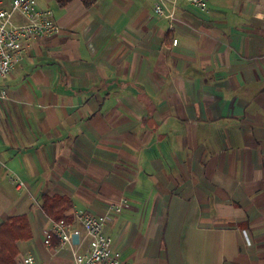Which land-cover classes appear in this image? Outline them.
Returning <instances> with one entry per match:
<instances>
[{"label":"crops","instance_id":"crops-1","mask_svg":"<svg viewBox=\"0 0 264 264\" xmlns=\"http://www.w3.org/2000/svg\"><path fill=\"white\" fill-rule=\"evenodd\" d=\"M156 1L36 0L60 30L0 79V225L26 222L14 264L83 252L43 243L55 197L110 214L133 264H264V0H169L172 22Z\"/></svg>","mask_w":264,"mask_h":264},{"label":"built area","instance_id":"built-area-1","mask_svg":"<svg viewBox=\"0 0 264 264\" xmlns=\"http://www.w3.org/2000/svg\"><path fill=\"white\" fill-rule=\"evenodd\" d=\"M167 1L169 0H157L154 4V11L172 22L176 20V17L173 8H169ZM170 1L176 2L177 0ZM181 1L208 12L206 0ZM15 16L20 17L22 21H15ZM59 30L52 13L38 7L36 0H10L9 8L0 5V79L9 74L33 41L37 38L54 35ZM172 44H177L176 38L172 40ZM5 93V89L0 88V96H5ZM9 177L17 181L18 187L24 186L23 181L17 179L15 175ZM122 202L124 203L125 200L122 199ZM122 204L111 205L109 209L118 213ZM111 221L110 214L89 211H76L69 215H63L59 219L51 218L44 228L43 243L47 247L54 248L84 245L81 254L75 253V264H133L123 259L120 252L113 249V240L105 232L106 226ZM33 263L32 256L23 259V264Z\"/></svg>","mask_w":264,"mask_h":264},{"label":"trees","instance_id":"trees-1","mask_svg":"<svg viewBox=\"0 0 264 264\" xmlns=\"http://www.w3.org/2000/svg\"><path fill=\"white\" fill-rule=\"evenodd\" d=\"M70 1L71 0H56L59 6H65ZM93 1L94 0H82V2L87 6L92 4ZM58 201L64 202V200L59 197H55L52 199H44L43 208L47 215L50 216L52 219L62 218L63 214H61V212L59 213L51 210V208H49V206H46L45 204L49 203L50 205L51 203H53L54 205V203ZM20 220L26 224L25 217H16L0 225V264H14L13 256L16 254V248L13 245V241H16L18 238H21L22 232L25 229V225H16V222Z\"/></svg>","mask_w":264,"mask_h":264}]
</instances>
